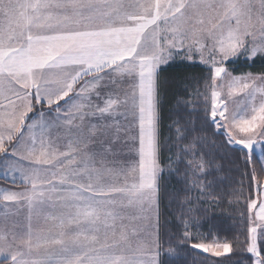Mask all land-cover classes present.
I'll return each instance as SVG.
<instances>
[{
  "label": "snow or ice",
  "instance_id": "6c2138e0",
  "mask_svg": "<svg viewBox=\"0 0 264 264\" xmlns=\"http://www.w3.org/2000/svg\"><path fill=\"white\" fill-rule=\"evenodd\" d=\"M240 57L264 59V0H0V264H169L189 242L264 264V72ZM225 203L237 234L201 233Z\"/></svg>",
  "mask_w": 264,
  "mask_h": 264
},
{
  "label": "trees",
  "instance_id": "16d2710c",
  "mask_svg": "<svg viewBox=\"0 0 264 264\" xmlns=\"http://www.w3.org/2000/svg\"><path fill=\"white\" fill-rule=\"evenodd\" d=\"M175 64H179L180 67L177 69ZM174 66L168 70L167 75L174 76L179 75L181 77H187V80L180 81V87L182 88L185 83L190 85V91L195 90L197 88H202V85H198L197 81L202 80V78L207 74V69L205 66L197 63V62H181L177 60ZM227 66L230 67L233 74H241L245 72H252V73H261L264 72V59L256 58L255 62L246 61L245 59H238L232 63H227ZM182 96L183 93L179 91V88H172L169 90L167 97L163 101V130L164 134L167 135V127L170 123L171 119H175L174 112L176 111L175 108V98L176 94ZM193 101L197 105L202 106V98L196 99L193 97ZM201 114H202V107H201ZM211 131L207 133L209 137V141L213 139L211 136ZM217 141H219L220 137H215ZM167 155V153H165ZM238 155V153H237ZM264 155V153H263ZM256 158L259 159L258 155ZM227 162H225V168H229ZM234 173H230L233 175ZM4 181L0 180V186H4ZM171 187V185H169ZM247 195V192H245ZM246 211V206L241 203L239 207L232 206L230 207L227 203L223 204L220 208H216L214 212L208 213V216L211 217L210 219L204 218V213H200L198 219H201L199 231L205 235L209 232L215 236L219 234V238L221 240L225 238H233L238 230H239V213L240 211ZM164 212L163 221H166V234L164 236L165 240V249L164 251L168 250L167 241L169 235L173 237L172 244H178L179 241L175 239V235L178 232L177 228V221L174 218V215H169V209L167 208V202L165 201V205L162 208ZM190 243L186 244L180 251L178 258L169 261V264H211V260L215 258H210L206 253H199V250H191ZM223 259V258H220ZM237 259L236 256L232 257V260ZM224 264H231V261H224Z\"/></svg>",
  "mask_w": 264,
  "mask_h": 264
},
{
  "label": "rangeland",
  "instance_id": "374dc122",
  "mask_svg": "<svg viewBox=\"0 0 264 264\" xmlns=\"http://www.w3.org/2000/svg\"><path fill=\"white\" fill-rule=\"evenodd\" d=\"M238 59H244V57H240V58H238ZM238 59H233V60H231V61H229L228 63H232V62H234V61H236V60H238ZM177 60H179V59H177ZM198 63V62H197ZM226 66H227V64H226ZM227 68L229 69V71H231V69H230V67L229 66H227ZM232 72V71H231ZM246 73H249V72H245V73H241V74H233V75H242V74H246ZM252 73V72H251ZM253 74H256V75H258V74H260V73H253ZM263 153H264V150H261V149H257L256 150V155H258V157L260 158L262 155H263ZM195 231V230H194Z\"/></svg>",
  "mask_w": 264,
  "mask_h": 264
}]
</instances>
